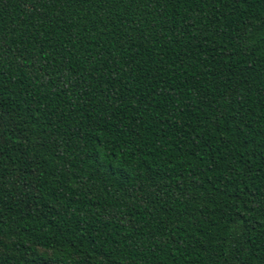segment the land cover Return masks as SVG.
I'll return each mask as SVG.
<instances>
[{"label":"trees","instance_id":"16d2710c","mask_svg":"<svg viewBox=\"0 0 264 264\" xmlns=\"http://www.w3.org/2000/svg\"><path fill=\"white\" fill-rule=\"evenodd\" d=\"M0 264H264V0H0Z\"/></svg>","mask_w":264,"mask_h":264}]
</instances>
